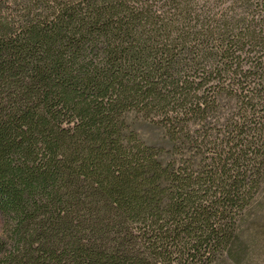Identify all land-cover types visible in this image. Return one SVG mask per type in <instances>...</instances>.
Listing matches in <instances>:
<instances>
[{"label":"trees","instance_id":"trees-1","mask_svg":"<svg viewBox=\"0 0 264 264\" xmlns=\"http://www.w3.org/2000/svg\"><path fill=\"white\" fill-rule=\"evenodd\" d=\"M0 264H264V0H0Z\"/></svg>","mask_w":264,"mask_h":264},{"label":"rangeland","instance_id":"rangeland-1","mask_svg":"<svg viewBox=\"0 0 264 264\" xmlns=\"http://www.w3.org/2000/svg\"><path fill=\"white\" fill-rule=\"evenodd\" d=\"M1 225H2V220H1V216H0V228H1Z\"/></svg>","mask_w":264,"mask_h":264}]
</instances>
